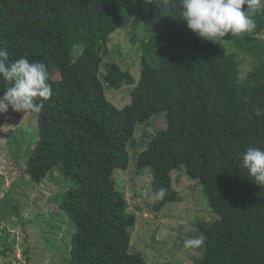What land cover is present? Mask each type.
Returning a JSON list of instances; mask_svg holds the SVG:
<instances>
[{"label":"trees","instance_id":"16d2710c","mask_svg":"<svg viewBox=\"0 0 264 264\" xmlns=\"http://www.w3.org/2000/svg\"><path fill=\"white\" fill-rule=\"evenodd\" d=\"M122 4L134 5L151 37L143 43L137 82L116 61L101 64L103 45L126 26ZM178 0L169 15L144 0H0V49L12 63L21 56L48 66L52 96L38 113V140L29 151L27 172L42 183L51 172L73 182L59 206L76 225L72 264H148L131 250L133 217L115 171L131 165L129 145L138 123L166 111L167 127L150 135L136 171L153 169L157 207L181 200L172 172L185 165L201 181L218 218L199 221L203 253L193 264H264V187L241 166V153L264 147V60L241 77L237 52L264 56V0L251 12L255 29L220 42L199 38L180 18ZM247 6L245 5V8ZM82 46L75 52L76 47ZM157 58L153 62V58ZM135 85L131 101L119 108L107 98L106 84ZM0 79V89L5 87ZM3 93L0 92V95ZM29 112L0 114L23 118Z\"/></svg>","mask_w":264,"mask_h":264},{"label":"rangeland","instance_id":"374dc122","mask_svg":"<svg viewBox=\"0 0 264 264\" xmlns=\"http://www.w3.org/2000/svg\"><path fill=\"white\" fill-rule=\"evenodd\" d=\"M122 6L127 12V24L113 34L107 45L102 44L107 52L101 64V77L105 81L106 64L114 60L130 69L138 82L143 43L151 37V32L134 5ZM258 36L264 41V32ZM220 46L237 52L243 78L264 60V56L240 51L239 42L233 39L222 41ZM81 47L78 45L75 52ZM152 60L156 62L157 58ZM134 87L124 83L120 88H111L106 84L105 90L107 98L122 108L131 101ZM166 127V111L150 121L138 123L129 145L131 166L117 169L114 175L117 186L126 194L128 211L134 218L130 227L131 250L142 252L148 264H193L202 256L204 247V238L196 224L218 218L203 184L187 173L185 165L175 168L173 186L181 200L158 208V197L152 186L153 169L136 171L138 156L150 135ZM38 137V113L31 112L23 118L6 114L0 119V264H72L71 238L76 225L60 208L59 199L73 181L61 176L59 170L49 173L42 183L31 178L27 172L29 150ZM192 237H198L202 243L186 249L184 241Z\"/></svg>","mask_w":264,"mask_h":264},{"label":"clouds","instance_id":"9594fccd","mask_svg":"<svg viewBox=\"0 0 264 264\" xmlns=\"http://www.w3.org/2000/svg\"><path fill=\"white\" fill-rule=\"evenodd\" d=\"M145 4L155 3L163 15H169L171 0H144ZM260 0H178L182 18L196 36L211 42H220L231 34L238 36L251 33L256 22L251 12ZM245 5L247 6L245 8ZM131 24V23H129ZM7 53L0 49V79L5 87L0 89V114L7 113L9 107L17 112L39 113L43 103L36 98L49 99L53 92L48 83V66L44 62L30 61L21 56L8 63ZM257 116H264V109L256 108ZM241 166L248 170L252 180L264 187V147L250 146L241 153ZM166 189L160 188L157 195L163 199ZM198 237L185 239L186 249L199 247Z\"/></svg>","mask_w":264,"mask_h":264}]
</instances>
